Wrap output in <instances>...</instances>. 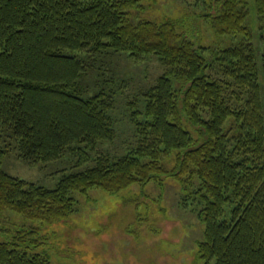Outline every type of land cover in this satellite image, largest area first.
Wrapping results in <instances>:
<instances>
[{
    "label": "trees",
    "instance_id": "obj_1",
    "mask_svg": "<svg viewBox=\"0 0 264 264\" xmlns=\"http://www.w3.org/2000/svg\"><path fill=\"white\" fill-rule=\"evenodd\" d=\"M143 1L0 0V211L40 222L0 239V264H57L34 249L43 243L42 223L73 212L72 192L116 193L165 176L183 185L182 203L204 225L196 242L204 264H264V54L247 17L253 3L264 18V0H203L199 16L228 35V45L195 41L184 18L132 20L131 8ZM109 50L154 56L164 67L143 104L129 103L136 146L114 158L99 154L53 188L4 171L3 131L28 162L112 139L111 92L80 90L90 59Z\"/></svg>",
    "mask_w": 264,
    "mask_h": 264
},
{
    "label": "rangeland",
    "instance_id": "obj_2",
    "mask_svg": "<svg viewBox=\"0 0 264 264\" xmlns=\"http://www.w3.org/2000/svg\"><path fill=\"white\" fill-rule=\"evenodd\" d=\"M203 3V0L143 1L142 6L131 8L130 18L134 21L184 18L195 41L228 45L229 36L218 35L199 16ZM247 17L253 32L252 42L260 57L264 54V18L257 17L253 3ZM90 60L93 68L80 90L83 95L93 94L101 87L111 92L112 139L93 146L82 145V151H67L59 159L28 162L20 157L13 135L7 136L12 133L3 131L1 144L5 155L1 167L4 171L53 188L62 175L94 165L99 154L114 158L136 146L138 136L129 103L135 100V105L143 104L142 92L154 83L164 67L154 56L137 60L125 52L110 50ZM185 126L197 135L192 125ZM164 163L171 168L175 153L164 159ZM182 186L172 176H165L161 182L132 183L116 193L96 186L86 192L74 191L73 212L63 221L42 223L43 243L34 251L46 252L57 264H204L196 256V242L203 236L204 225L193 205L182 203ZM33 224L40 222L4 209L0 211V239H9L18 226Z\"/></svg>",
    "mask_w": 264,
    "mask_h": 264
}]
</instances>
